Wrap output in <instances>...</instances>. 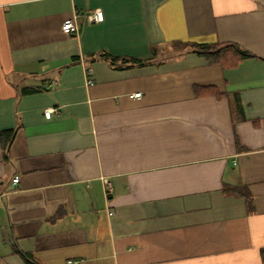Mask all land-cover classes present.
I'll return each instance as SVG.
<instances>
[{
    "label": "crops",
    "instance_id": "crops-1",
    "mask_svg": "<svg viewBox=\"0 0 264 264\" xmlns=\"http://www.w3.org/2000/svg\"><path fill=\"white\" fill-rule=\"evenodd\" d=\"M183 41L254 56L162 58ZM21 253L264 264V0H0V264Z\"/></svg>",
    "mask_w": 264,
    "mask_h": 264
},
{
    "label": "trees",
    "instance_id": "trees-1",
    "mask_svg": "<svg viewBox=\"0 0 264 264\" xmlns=\"http://www.w3.org/2000/svg\"><path fill=\"white\" fill-rule=\"evenodd\" d=\"M189 51L197 52L207 57L210 62L219 63L224 67H236L244 58L254 56L247 50L243 49L236 43L224 42V43H197L191 41H183L175 44V49L172 51H165L162 58L172 59L180 56L181 54ZM155 53V52H154ZM93 59L104 58L108 60L112 65L116 67H122L127 64L136 63L132 59H123L109 55L108 53H100L93 55ZM97 56V57H95ZM154 57H157L155 54ZM75 59L74 62H77ZM143 63V62H140ZM137 62V64H140ZM205 93L209 92L211 87H205ZM27 89V88H26ZM30 92L39 91L40 88H29ZM22 257L28 264H39L33 257L21 253Z\"/></svg>",
    "mask_w": 264,
    "mask_h": 264
},
{
    "label": "built area",
    "instance_id": "built-area-1",
    "mask_svg": "<svg viewBox=\"0 0 264 264\" xmlns=\"http://www.w3.org/2000/svg\"><path fill=\"white\" fill-rule=\"evenodd\" d=\"M103 17H104L103 12L100 9H95L93 11H89V12H86L84 14L76 13L72 19H69L63 23L62 29L66 33H72V32L77 30L78 24L83 19H86V20L91 21V22H100L103 20ZM141 96H142L141 91L131 94V97H141ZM54 111H55V109H48L47 111H45V116L50 118L51 115L54 113ZM19 181H20V175H15L12 179V183L15 186H18ZM104 181H105V184H106L108 190L110 191L112 189V184L107 179H105ZM69 262L73 263V264H79L80 263L79 261H69Z\"/></svg>",
    "mask_w": 264,
    "mask_h": 264
}]
</instances>
